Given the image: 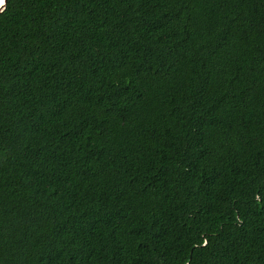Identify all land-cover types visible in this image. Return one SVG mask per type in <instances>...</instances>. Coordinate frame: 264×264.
<instances>
[{"label":"trees","instance_id":"1","mask_svg":"<svg viewBox=\"0 0 264 264\" xmlns=\"http://www.w3.org/2000/svg\"><path fill=\"white\" fill-rule=\"evenodd\" d=\"M0 264H264V0H7Z\"/></svg>","mask_w":264,"mask_h":264},{"label":"water","instance_id":"2","mask_svg":"<svg viewBox=\"0 0 264 264\" xmlns=\"http://www.w3.org/2000/svg\"><path fill=\"white\" fill-rule=\"evenodd\" d=\"M6 2L7 0H0V11L4 10V8L6 7Z\"/></svg>","mask_w":264,"mask_h":264},{"label":"bare ground","instance_id":"3","mask_svg":"<svg viewBox=\"0 0 264 264\" xmlns=\"http://www.w3.org/2000/svg\"><path fill=\"white\" fill-rule=\"evenodd\" d=\"M3 1V0H2Z\"/></svg>","mask_w":264,"mask_h":264}]
</instances>
